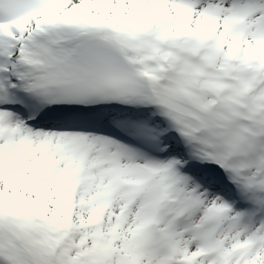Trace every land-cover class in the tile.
<instances>
[{
    "label": "snow or ice",
    "instance_id": "obj_1",
    "mask_svg": "<svg viewBox=\"0 0 264 264\" xmlns=\"http://www.w3.org/2000/svg\"><path fill=\"white\" fill-rule=\"evenodd\" d=\"M0 264H264V0H0Z\"/></svg>",
    "mask_w": 264,
    "mask_h": 264
}]
</instances>
